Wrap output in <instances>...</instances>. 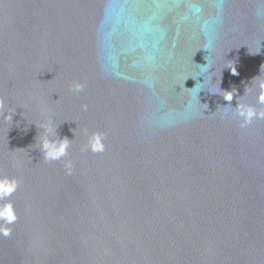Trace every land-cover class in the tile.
Listing matches in <instances>:
<instances>
[{"label":"water","instance_id":"obj_1","mask_svg":"<svg viewBox=\"0 0 264 264\" xmlns=\"http://www.w3.org/2000/svg\"><path fill=\"white\" fill-rule=\"evenodd\" d=\"M261 65L264 0H0V264H264Z\"/></svg>","mask_w":264,"mask_h":264},{"label":"clouds","instance_id":"obj_2","mask_svg":"<svg viewBox=\"0 0 264 264\" xmlns=\"http://www.w3.org/2000/svg\"><path fill=\"white\" fill-rule=\"evenodd\" d=\"M207 62V61H206ZM207 64V63H206ZM231 69L232 75H238L237 68L235 64L228 66ZM264 70V65H261V71ZM260 74L254 77L251 81L253 87L258 90V103L264 105V78H261ZM84 85L76 83L72 90L75 92H80L83 90ZM252 89L247 87L245 93L251 91ZM237 91V90H236ZM236 91H223L220 88L219 92H214L213 94H220L224 100L231 102L236 95ZM4 106L5 102L0 98V116H4ZM231 107L234 109V115L242 118L243 123L241 127H244L252 122L254 118L264 119V109L257 110L256 107L246 104L243 102L240 97L238 98V106L233 108L229 103L225 108ZM84 110H87V105L84 106ZM5 119H12L11 115L4 116ZM44 129V135L40 140V151L43 153V158L46 162L58 161L63 157L67 156L68 149L71 146V140L67 137L60 139L57 136V132L53 126L51 120L47 124L41 125ZM85 135L87 132L85 131ZM104 137L100 133H94L88 138V147L94 153L103 152L105 150ZM65 168L68 173L72 172V163L71 161H66ZM18 181L15 179H8L7 177L0 178V201H3L6 197H9L17 190ZM17 219V216L14 212L12 203L0 204V233L4 236L10 235V229L6 226L12 224Z\"/></svg>","mask_w":264,"mask_h":264}]
</instances>
